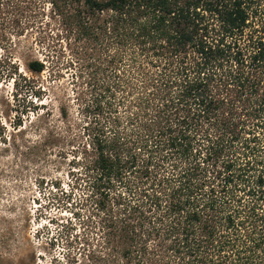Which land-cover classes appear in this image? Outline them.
<instances>
[{"label":"trees","instance_id":"obj_1","mask_svg":"<svg viewBox=\"0 0 264 264\" xmlns=\"http://www.w3.org/2000/svg\"><path fill=\"white\" fill-rule=\"evenodd\" d=\"M49 3L82 47L63 61L47 46L25 67L75 70L83 141L69 163L99 220L92 259L264 264V0ZM39 137L35 156L66 139Z\"/></svg>","mask_w":264,"mask_h":264},{"label":"rangeland","instance_id":"obj_2","mask_svg":"<svg viewBox=\"0 0 264 264\" xmlns=\"http://www.w3.org/2000/svg\"><path fill=\"white\" fill-rule=\"evenodd\" d=\"M73 36L65 39L49 0H0V264H97L102 234L91 190L69 163L83 141L75 70L60 66L53 79L25 67L43 59L47 46L54 60L73 59L82 47ZM48 127L66 139L35 156Z\"/></svg>","mask_w":264,"mask_h":264}]
</instances>
